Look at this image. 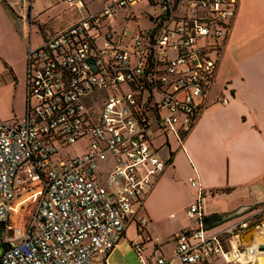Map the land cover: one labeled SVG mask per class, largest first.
Segmentation results:
<instances>
[{
	"label": "built area",
	"instance_id": "built-area-1",
	"mask_svg": "<svg viewBox=\"0 0 264 264\" xmlns=\"http://www.w3.org/2000/svg\"><path fill=\"white\" fill-rule=\"evenodd\" d=\"M237 1L102 0L28 47L24 113L0 117V264H111L166 167L154 140L172 135L182 147L208 103ZM142 3L154 9L145 11L151 25L132 29L124 22ZM82 137L84 150L70 155ZM189 181L198 196L185 211L195 224L155 260L131 241L141 264H253L264 255V202L211 231L198 178Z\"/></svg>",
	"mask_w": 264,
	"mask_h": 264
},
{
	"label": "crops",
	"instance_id": "crops-1",
	"mask_svg": "<svg viewBox=\"0 0 264 264\" xmlns=\"http://www.w3.org/2000/svg\"><path fill=\"white\" fill-rule=\"evenodd\" d=\"M83 1L84 6L71 7L67 0H0L1 118L14 120L24 113L28 47L102 4ZM222 95L226 103L220 101ZM207 101L182 147L172 135L154 140L166 167L127 222L110 252L111 264L122 250L132 248L131 241H143L148 257L172 252L174 233L195 224L185 211L198 196L190 176L198 178L204 216L264 202L256 201L264 199V0L237 1ZM203 196L208 197L204 205ZM142 214L148 220L141 227ZM230 218L206 222L207 228L215 230ZM213 263L215 259L204 264Z\"/></svg>",
	"mask_w": 264,
	"mask_h": 264
},
{
	"label": "rangeland",
	"instance_id": "rangeland-1",
	"mask_svg": "<svg viewBox=\"0 0 264 264\" xmlns=\"http://www.w3.org/2000/svg\"><path fill=\"white\" fill-rule=\"evenodd\" d=\"M129 8V7H128ZM132 9L135 11L136 16L138 17L137 19L135 18H129L127 22H124L128 27L135 29L137 27H149L151 24L148 20L147 14L145 11L148 12H154V9L148 6H145L143 3L138 4L135 6H132ZM123 24V25H124ZM87 139L85 137L80 138V140L70 143L67 146V151L69 154H76L79 152H82L86 146ZM208 196V195H207ZM207 196H203V202L202 205H204L205 198H208ZM123 254L119 256L118 258L115 259V264H141L140 261L138 260L136 253L132 248H129L127 250H122ZM157 255L153 256V259L155 260ZM112 259V257H111ZM216 263L213 264H219V260H215Z\"/></svg>",
	"mask_w": 264,
	"mask_h": 264
},
{
	"label": "water",
	"instance_id": "water-1",
	"mask_svg": "<svg viewBox=\"0 0 264 264\" xmlns=\"http://www.w3.org/2000/svg\"><path fill=\"white\" fill-rule=\"evenodd\" d=\"M261 200H264V199H260V200H256V201H261ZM252 205H244V206H240L238 208H236L235 210L233 211H230V212H227L226 214H224L225 216H232V215H236V214H240L244 211H246L248 208H250ZM255 226L254 227H251L249 228L245 233H244V238L245 239H249L250 238V235L252 234V232L255 230ZM264 245L261 244L259 245L260 248H262Z\"/></svg>",
	"mask_w": 264,
	"mask_h": 264
},
{
	"label": "trees",
	"instance_id": "trees-1",
	"mask_svg": "<svg viewBox=\"0 0 264 264\" xmlns=\"http://www.w3.org/2000/svg\"><path fill=\"white\" fill-rule=\"evenodd\" d=\"M223 214H218V213H213V214H211L210 216H203V221H204V223L206 224V225H208L206 222H212V221H215L214 223H219V222H221L222 220V218H223Z\"/></svg>",
	"mask_w": 264,
	"mask_h": 264
},
{
	"label": "bare ground",
	"instance_id": "bare-ground-1",
	"mask_svg": "<svg viewBox=\"0 0 264 264\" xmlns=\"http://www.w3.org/2000/svg\"><path fill=\"white\" fill-rule=\"evenodd\" d=\"M253 264H264V255H256L255 262Z\"/></svg>",
	"mask_w": 264,
	"mask_h": 264
}]
</instances>
